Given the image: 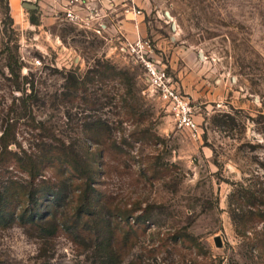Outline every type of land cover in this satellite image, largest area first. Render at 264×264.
<instances>
[{"label": "rangeland", "instance_id": "rangeland-1", "mask_svg": "<svg viewBox=\"0 0 264 264\" xmlns=\"http://www.w3.org/2000/svg\"><path fill=\"white\" fill-rule=\"evenodd\" d=\"M142 11L197 136L176 123L126 33L92 21L95 10L83 14L87 26L64 16L35 25L36 10L0 0V138L7 129L10 140L8 151L0 145V192L14 186L7 207L17 214L35 187L55 214L42 228L0 227V264H99L92 231L104 223L116 264H264V0H144ZM99 60L134 77V112L119 79L63 98L69 74L83 79ZM43 143L85 159L103 153L102 211L83 229L71 213L82 179L68 157L48 160L36 179L24 170ZM45 181L57 183V205Z\"/></svg>", "mask_w": 264, "mask_h": 264}, {"label": "trees", "instance_id": "trees-1", "mask_svg": "<svg viewBox=\"0 0 264 264\" xmlns=\"http://www.w3.org/2000/svg\"><path fill=\"white\" fill-rule=\"evenodd\" d=\"M7 4V7L10 8L9 0H3ZM31 23L39 25L40 21L37 17H30ZM119 79L120 84H122L124 95L120 96V101L122 102L123 108L127 113H132L136 109V98H135V83L134 77L127 70H120L115 65H113L108 60L97 61L96 67L89 69L82 79L80 76L75 74H69L67 78V89L63 92V98L67 100H73L78 97V93H82L85 96L89 89L87 84L94 82V84L102 83L108 84ZM87 97H84L86 99ZM97 127H104V124L98 122ZM107 129V128H106ZM9 132L7 129L3 131V134L0 138V145L5 150L8 151V144L10 140H7ZM40 152L34 154V157L31 156L28 162H23L24 170H26L34 179H36L40 174V168L46 166L48 160L54 158L65 159V156L69 159V164L71 168L75 171L77 176L81 180V191L76 196L71 198V213L80 222L84 224L80 226V229H83L86 225L89 224V221L92 222L95 218H98L101 214V207L103 206L102 200L99 201L97 198L98 189L95 185L96 178L100 174L101 169V160L103 153L95 154L92 153L89 155L88 159L81 157L80 153L73 152L72 154H62V149L58 146L51 144L43 143L40 147ZM1 155V154H0ZM50 162V161H49ZM46 186L47 190V199L52 200L53 204H58L60 198V192H56L57 183L53 182H42ZM13 185L5 186L4 190L0 192V227H7L15 221H19L20 224L24 226H34L42 228L41 220L46 217L48 212L51 211L42 209L41 204H39L38 190L33 187L24 191L25 200L27 203L32 202L31 207L27 205L21 213L15 214L8 211V205H11L13 197ZM45 216V217H44ZM55 217V214L51 213L49 215ZM98 216V217H97ZM58 225L55 224V228ZM111 228L110 224L96 225L92 233L97 234L95 237V249L97 254H99V264H116L114 261L118 256L115 252L113 246V239L108 234L110 232L105 228ZM45 229V228H43ZM102 229V230H101ZM54 230V231H53ZM56 229H50L48 231L54 233ZM91 235V234H90Z\"/></svg>", "mask_w": 264, "mask_h": 264}, {"label": "built area", "instance_id": "built-area-1", "mask_svg": "<svg viewBox=\"0 0 264 264\" xmlns=\"http://www.w3.org/2000/svg\"><path fill=\"white\" fill-rule=\"evenodd\" d=\"M83 4L82 0H69L64 17L74 24L87 26L92 16L83 15L75 9V6L80 5L81 10L92 11L90 7ZM137 12L141 13V10ZM129 50L136 55L138 61L143 63L150 85L167 102L179 127L197 136L200 126L194 117L192 107L178 90L167 66L153 53L150 40L140 37L134 42H129Z\"/></svg>", "mask_w": 264, "mask_h": 264}, {"label": "crops", "instance_id": "crops-1", "mask_svg": "<svg viewBox=\"0 0 264 264\" xmlns=\"http://www.w3.org/2000/svg\"><path fill=\"white\" fill-rule=\"evenodd\" d=\"M12 8L24 6L25 2H31L37 5L34 9L40 16V23L43 25H51L55 23L61 16H65L66 5L69 0H9ZM83 5H87L93 13V19H101L108 22L116 30L126 33L127 39L131 42L136 41L140 37H148L150 35V27L145 21L142 11L144 0H82ZM81 14H86L85 9L81 10L80 5L75 6ZM141 10V13L137 11ZM18 10H16V13ZM102 26H108L105 23ZM161 35H158V40ZM161 47V40L158 41Z\"/></svg>", "mask_w": 264, "mask_h": 264}, {"label": "water", "instance_id": "water-1", "mask_svg": "<svg viewBox=\"0 0 264 264\" xmlns=\"http://www.w3.org/2000/svg\"><path fill=\"white\" fill-rule=\"evenodd\" d=\"M24 6L30 8V9H36L37 8V5H35L34 3H31V2H25ZM216 244L218 246L222 245L220 236L216 237Z\"/></svg>", "mask_w": 264, "mask_h": 264}]
</instances>
